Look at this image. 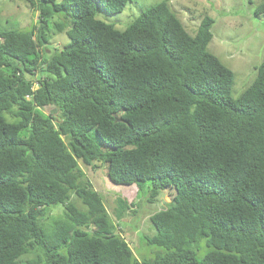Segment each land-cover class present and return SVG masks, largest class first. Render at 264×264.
I'll return each mask as SVG.
<instances>
[{
  "label": "trees",
  "instance_id": "16d2710c",
  "mask_svg": "<svg viewBox=\"0 0 264 264\" xmlns=\"http://www.w3.org/2000/svg\"><path fill=\"white\" fill-rule=\"evenodd\" d=\"M18 1L37 20L0 28V264H264V63L236 102L210 16L190 34L167 0L121 31L99 15L129 0ZM99 163L137 188L117 221L170 194L150 217L164 253L116 229L82 169Z\"/></svg>",
  "mask_w": 264,
  "mask_h": 264
},
{
  "label": "rangeland",
  "instance_id": "374dc122",
  "mask_svg": "<svg viewBox=\"0 0 264 264\" xmlns=\"http://www.w3.org/2000/svg\"><path fill=\"white\" fill-rule=\"evenodd\" d=\"M167 0H129L126 10L119 15L99 18L107 23H113L118 30L127 26L141 15L142 8L153 6ZM178 17L184 23L190 34H195L205 16L214 19L213 39L209 51L230 70L233 71L235 82L232 98L239 97L253 83L257 69L264 63V14L259 11L264 0H168ZM37 20L33 11L18 0H0V28H20L28 30ZM67 38L60 35L53 42L66 43ZM52 108H45L50 113ZM93 168L82 164V169L93 183L95 189L105 198V204L114 219L116 229L127 240L140 260L153 259L165 250L156 245H149L148 238L156 234L150 217L169 208L172 197L169 193L161 194L154 203L148 201L149 194L141 193L130 215L121 221L114 217L118 197L135 200L136 186L123 187L112 184L108 180L107 166L96 164ZM62 206L56 207L57 212ZM120 229V230H119ZM205 245V241H202ZM202 256L200 255V258Z\"/></svg>",
  "mask_w": 264,
  "mask_h": 264
},
{
  "label": "clouds",
  "instance_id": "9594fccd",
  "mask_svg": "<svg viewBox=\"0 0 264 264\" xmlns=\"http://www.w3.org/2000/svg\"><path fill=\"white\" fill-rule=\"evenodd\" d=\"M126 240V239H125ZM127 241V240H126Z\"/></svg>",
  "mask_w": 264,
  "mask_h": 264
}]
</instances>
